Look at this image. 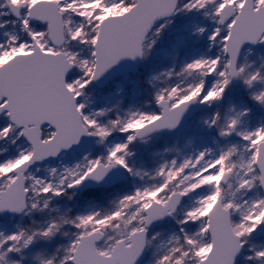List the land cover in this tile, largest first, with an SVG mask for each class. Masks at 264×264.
<instances>
[{"label":"snow or ice","instance_id":"1","mask_svg":"<svg viewBox=\"0 0 264 264\" xmlns=\"http://www.w3.org/2000/svg\"><path fill=\"white\" fill-rule=\"evenodd\" d=\"M0 264H264V0H0Z\"/></svg>","mask_w":264,"mask_h":264},{"label":"rangeland","instance_id":"2","mask_svg":"<svg viewBox=\"0 0 264 264\" xmlns=\"http://www.w3.org/2000/svg\"><path fill=\"white\" fill-rule=\"evenodd\" d=\"M169 41H170V36H169L168 34H166V35L163 37V39L161 40V42L157 45V51H155V52L153 53L154 60H155L156 58H159V57H160L159 49H161V48H163V47H166L167 44L169 43ZM162 63H163V64H166V63H168V61H167V60H163ZM129 74L131 75L132 73H129ZM118 78H119V77H117V79H118ZM109 86H111V85H109ZM90 87H91V89H93V90H99V88L95 87L94 85H92V86H90Z\"/></svg>","mask_w":264,"mask_h":264},{"label":"water","instance_id":"3","mask_svg":"<svg viewBox=\"0 0 264 264\" xmlns=\"http://www.w3.org/2000/svg\"><path fill=\"white\" fill-rule=\"evenodd\" d=\"M134 67L135 66L132 65V64H130V63H125V64L121 65L119 68H117L115 71L117 73H123V72L130 73V72H132V70H133ZM104 79H108V78H104ZM94 85L96 87H98V88H102L103 85H104V80L102 79V81L100 83H94Z\"/></svg>","mask_w":264,"mask_h":264}]
</instances>
